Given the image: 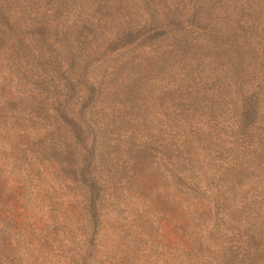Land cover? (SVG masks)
Returning a JSON list of instances; mask_svg holds the SVG:
<instances>
[{
    "label": "trees",
    "instance_id": "obj_1",
    "mask_svg": "<svg viewBox=\"0 0 264 264\" xmlns=\"http://www.w3.org/2000/svg\"><path fill=\"white\" fill-rule=\"evenodd\" d=\"M0 118L73 190L85 238L146 167L225 216L244 179L264 182V0H0ZM222 129L229 156L204 165Z\"/></svg>",
    "mask_w": 264,
    "mask_h": 264
},
{
    "label": "rangeland",
    "instance_id": "obj_2",
    "mask_svg": "<svg viewBox=\"0 0 264 264\" xmlns=\"http://www.w3.org/2000/svg\"><path fill=\"white\" fill-rule=\"evenodd\" d=\"M222 130L217 153L211 144L201 155L204 165L212 155L229 156L233 140ZM32 148L27 136L0 134V264H247L264 249V234L253 232L264 202L257 177L244 179L223 216L193 208L170 165L146 167L148 182H127L103 198L100 221L85 238L81 215L68 210L79 199L57 170L45 168L44 156L34 161Z\"/></svg>",
    "mask_w": 264,
    "mask_h": 264
}]
</instances>
